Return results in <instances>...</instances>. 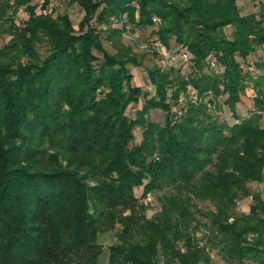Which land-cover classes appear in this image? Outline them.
I'll return each instance as SVG.
<instances>
[{"label":"trees","instance_id":"16d2710c","mask_svg":"<svg viewBox=\"0 0 264 264\" xmlns=\"http://www.w3.org/2000/svg\"><path fill=\"white\" fill-rule=\"evenodd\" d=\"M250 1L241 14L237 0H68L82 12L74 29L36 0H0V264H98L104 231L105 264H211L210 250L264 264V199L247 188L264 189V63L249 61L264 45V0ZM128 25L185 53L187 75L179 60L157 63L144 68L151 95L131 85L128 66L142 61L120 40ZM187 83L198 100L172 113ZM247 90L251 108L232 124L207 105L224 95L236 117ZM155 108L162 124L148 119ZM151 194L158 210L146 216ZM244 197L247 212L235 211Z\"/></svg>","mask_w":264,"mask_h":264},{"label":"rangeland","instance_id":"374dc122","mask_svg":"<svg viewBox=\"0 0 264 264\" xmlns=\"http://www.w3.org/2000/svg\"><path fill=\"white\" fill-rule=\"evenodd\" d=\"M67 1L68 0H58V6L56 7L55 12L52 16H54L55 14L66 13L69 20L71 21L73 25V28L76 29V24L80 20L82 16V12L75 4L68 3ZM237 5L239 7V11L241 14H246V13L253 12L256 10L255 1L253 2L250 0H237ZM25 18H26V15L23 14V12L16 13L14 17V23L19 25ZM156 19L159 22L158 18ZM154 22L158 23L156 21ZM113 25L117 26L118 24L113 23ZM129 28H131V26L129 25L125 27V31L122 33L120 40L124 44L130 45L133 52H135L136 55L142 61V67L128 66L129 72L132 75V79L130 83L133 86L144 88L145 92L147 93L149 92L151 95L153 92V88L152 86L148 85L145 81L146 74H145L144 68H148L151 65H155V64L157 65V63L161 65L158 56L154 52L152 42L157 41L164 48H166V46L161 41L155 38V36L151 33L152 28L150 27H147L142 30H130ZM224 30L227 33L229 29L225 28ZM7 39H8V36L6 35L0 36V47L7 41ZM102 44L107 51H110V52L113 51L112 47L109 45L107 41L102 40ZM37 50L40 55L44 54L43 46L37 47ZM249 59L251 63H264V45L262 47H259L257 51H255L253 56H251ZM252 67L254 66L252 65ZM189 69H191L190 65H187L184 67V70L186 71ZM180 71L182 72V70ZM253 72L257 73L259 71L253 70ZM186 85H190V84L187 83ZM250 95H251L250 92L247 90L244 96L242 97L241 102L235 105L236 117H234L231 114L230 110L223 103V99L225 96L224 95L220 96L219 104L218 106H216V108H214L216 111L219 112L218 119L225 121L228 124H232L234 119L242 118L243 116H245L248 113V108H251V96ZM141 102H142V98L140 97L135 105L133 106L130 105L127 107L125 114L130 118L133 117L134 110L140 107ZM171 111L173 113L172 109ZM147 116L149 120L153 122H157L158 124H162L163 119H164L163 111L157 108L149 109L147 111ZM132 134H133L132 143H138L139 140L141 139V128L139 126H134L132 129ZM247 188L251 192H256V191L260 192L261 197L264 199V189H263L262 184L251 182L247 184ZM139 190H140L139 188L135 190L136 195L139 193ZM149 199L150 201L147 204V209L145 211L146 216H150L155 211L158 210V203L155 199V195L151 194L149 196ZM249 203H250V199L248 197L239 199L235 204V211L247 212ZM195 204H196V207L200 210H205L209 207V204L207 202H195ZM196 218H198L202 222H205V218L203 217L196 215ZM205 233H206V228L201 227L197 231L196 236L200 238L202 234H205ZM113 242H114L113 231L98 232L96 234V243H98L101 246V251L97 258L98 264L106 263L107 255H108L107 247ZM209 252L211 255L210 258L212 260L211 264H226L218 257L217 254H215L214 250H210Z\"/></svg>","mask_w":264,"mask_h":264},{"label":"built area","instance_id":"2783aa9c","mask_svg":"<svg viewBox=\"0 0 264 264\" xmlns=\"http://www.w3.org/2000/svg\"><path fill=\"white\" fill-rule=\"evenodd\" d=\"M36 4L38 5L40 14L50 15L54 12L56 7L58 6V0H36ZM19 12L20 13L23 12V14L26 15V12L24 11L23 7L18 8L16 13H19ZM153 21L158 22L156 18H153ZM152 46H153L154 52L159 58L161 65L170 66L176 60H179L182 64L180 67V69L182 70V73L187 75L188 70L187 71L184 70V67L187 65H190V62H189L188 56L185 53H179V54L172 53L167 48H164L157 41L152 42ZM207 65L210 69L214 71L217 70V66H216V62L214 58H209L207 61ZM209 97L211 99V96ZM197 100H198V96L196 94V91L190 85H186L184 92L178 94L176 98V103L171 109L173 111H176V106L181 105L186 101L190 103H195ZM207 105L210 106L212 110H214V108L212 107L213 105H209V103ZM214 112L216 114L219 113L218 111H214ZM234 122H237V121L234 120Z\"/></svg>","mask_w":264,"mask_h":264},{"label":"water","instance_id":"95a60500","mask_svg":"<svg viewBox=\"0 0 264 264\" xmlns=\"http://www.w3.org/2000/svg\"><path fill=\"white\" fill-rule=\"evenodd\" d=\"M155 259L158 260L159 259V256H155Z\"/></svg>","mask_w":264,"mask_h":264}]
</instances>
